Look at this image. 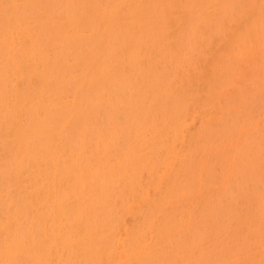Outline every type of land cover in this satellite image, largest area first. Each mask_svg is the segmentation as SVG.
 I'll return each mask as SVG.
<instances>
[{
    "label": "bare ground",
    "instance_id": "bare-ground-1",
    "mask_svg": "<svg viewBox=\"0 0 264 264\" xmlns=\"http://www.w3.org/2000/svg\"><path fill=\"white\" fill-rule=\"evenodd\" d=\"M263 45L264 0H0V264H264Z\"/></svg>",
    "mask_w": 264,
    "mask_h": 264
},
{
    "label": "rangeland",
    "instance_id": "rangeland-1",
    "mask_svg": "<svg viewBox=\"0 0 264 264\" xmlns=\"http://www.w3.org/2000/svg\"><path fill=\"white\" fill-rule=\"evenodd\" d=\"M61 6H62V7H61ZM60 7H61V8H59V10L61 11L62 9L64 10V7H66V6H63V4H62V5L60 4ZM54 9H55V8H54ZM66 9L68 10V6H67ZM66 9H65V11L68 12ZM59 10L57 9V11H59ZM63 10H62L60 13L65 12V11H63ZM55 11H56V9H55ZM57 11H56L55 13H57ZM195 15H196V13H193V15L190 14L189 17L192 16V17H194V19H195V17L198 16V15H196V16H195ZM195 20H196V19H195ZM197 20H198V18H197ZM197 20H196V21H197ZM231 23H232V22H231ZM197 24H198V23H197ZM195 25H196V24H195ZM200 25H201V27L199 28L200 30H199V29H197V30H199V31L201 32V28H203L202 24H198L197 26H200ZM196 28H198V27H196ZM203 31H204V30H202L201 35L203 34ZM256 51H257V50H256ZM261 51H262V52H261ZM254 52H255V51H254ZM261 54H262V55H261ZM248 55H249V54H248ZM248 55H245V56H247L248 60H247V58H245V56H244V59L247 60V61H244V65H243V73H244V74L242 73L241 78H240V81H239L238 84H237V87L233 88L232 90L237 91L238 89L240 90V89L242 88V89H244V91H248V92L251 91V92H252V91L254 90L253 93H255V92L257 93L258 91H260V89H263V91H261V92H264V80L262 79V78H264V75H263V73H264V72H263V71H264V66H262V64L264 63V60L262 59V58L264 57V45L262 46V48H259V52L257 51V52H255V53L249 55V56H248ZM253 55H254V56H253ZM251 56H252V57H251ZM261 56H263V57L261 58ZM249 57H250V58H249ZM251 58H253V59H251ZM254 59H255V60H254ZM257 59H258V61H256ZM260 61H262V62H260ZM249 62H250L251 65L249 64ZM257 62H259V63H257ZM247 63H248V64H247ZM253 63H255V64H253ZM245 64H246L247 68L245 67ZM260 64H261V65H260ZM252 65H253V66H252ZM263 65H264V64H263ZM184 66H185V65H184ZM249 66H250V67H249ZM251 66L253 67L252 69H251ZM185 67H187V66H185ZM244 67H245L246 69H245ZM254 67H255V68H254ZM183 68H184V67H183ZM257 68H259V69H257ZM244 69H245V71H244ZM250 69L252 70V72H251ZM183 70H184V71H183ZM183 70L181 69V72L183 71V72L185 73V69H183ZM186 70H187V69H186ZM257 70H258V71H257ZM187 71H188V70H187ZM187 71H186V74H187ZM181 72H180V73H181ZM254 72H256V73H254ZM257 72H258V73H257ZM262 72H263V73H262ZM247 73H248V74H247ZM259 73H261V76H260ZM182 74H183V73H182ZM249 74H250V75H249ZM252 74H253V78L251 77ZM256 75H257V76H256ZM262 75H263V76H262ZM242 76H243L244 78H243ZM248 76H250V78L246 80V78H248ZM254 76H255V77H254ZM259 76L262 77V78L259 79ZM242 78H243V79H242ZM250 79H251V80H250ZM252 79H254L253 81H255L256 83L253 82ZM255 79H257V80H255ZM258 79H259V80H258ZM245 80H246L247 83L244 84V81H245ZM248 80H250V81H248ZM262 80H263V81H262ZM258 81H260V83H258ZM250 82H252V83H254V84L250 85V84H251ZM240 84H244V87H243V85L241 86ZM248 84H249L251 87H250V86H246V85H248ZM259 84H260V85H259ZM256 86H257V87L259 86V87L256 88ZM262 86H263V88H262ZM248 87H249V88H248ZM254 87H255V88H254ZM242 89H241L240 91H243ZM245 89H247V90H245ZM250 89H251V90H250ZM239 90H238V91H239ZM256 90H257V91H256ZM251 92H250V93H251ZM214 106H215V108H214ZM213 109H214V110H213ZM216 109H217V105H211V108H209V112H210V110H211L212 117L217 116L218 113L215 112V111H217ZM215 113H217V114H215ZM209 114H210V113H209ZM209 116H211V115H209ZM197 117H198V115H197ZM197 117L195 118L196 120H197L198 118H200V117H198V118H197ZM202 117H203V116H202ZM203 118H204V117H203ZM195 119H194L193 122L196 121ZM200 119H201V118H200ZM200 119H198L199 126L202 125V124H203V125L200 126V127L197 126L198 124L194 126V124L197 123V121H196V123L191 124V125H192V129L190 128L191 131H194L195 127H197V129L199 128V130H200L201 127H203V126L205 125V124H204V123H205V118H204V119H201V120H200ZM257 119H258L259 121H258ZM261 119H262V118H260V117H256L254 121H255V122H261V121H262ZM256 120H257V121H256ZM199 121H200V122H199ZM203 122H204V123H203ZM200 123H201V124H200ZM253 123H254V122H253ZM260 124H261V123H260ZM193 126H194V127H193ZM247 128H248V127H247ZM197 129H196V130H197ZM196 130H195V131H196ZM244 131H245V129H244ZM246 131H247V130H246ZM230 139H231V140H234V141H231V140H229V138H228V139H226V140L229 141V142H227V141L222 142V143L219 142L220 145L217 143V145H218L220 148H219L218 146H215V144H214V146H213L212 144H210L211 146L208 144L210 147H208V145H205V148H206V146H207V147L210 149V150H208V148H206L207 151H208L209 153H208V152L206 151V149H205V154H206V153L208 154V156H207V154L205 155L206 160H207L208 157H210V155H211L210 152H211L212 150H217V149H219V150H217V151H219V152H223V153H224V151H227V153L225 152L224 154H225V155L227 154L226 156H228V158H230L231 155L233 154V151H234V149H235V146L237 147V145H238V138H230ZM235 139H236L237 141H236ZM224 140H225V139H224ZM235 141H236L237 144L234 145ZM225 143H226V144H225ZM223 145H224V147H223ZM227 146H228V148H227ZM212 147H213V148H212ZM221 147H222V148H221ZM229 147H230V148H229ZM232 147H233V148H232ZM228 149L231 150V151H229ZM214 152H215V151H214ZM229 152H230V153L232 152V154H230ZM202 180H204V181L201 182ZM201 181H200V185L198 186V187H199V190L196 189V188H198V187H196L195 189H193V190H196V191L198 190L197 193H196V191H195V192L193 191V193H195V194H192V193L190 192L191 190H189V191H187V192L185 191V192L187 193V195H186V193L184 192L185 195L182 194L181 196H179L178 198H176V201H177V202L175 201V202H176V203H175V202L173 201L174 204H173L172 201H171L170 204H171L172 206H171V205H170V206H171V207H174V205L176 204V205H175V208L177 207V209H178V208L181 209V208H180V204H181V206L184 205L185 208H186V207H187V208L189 207V209H190V207H192V208H197V207H199V206L202 204L201 202H209V201H211V199H212L214 193L217 191L216 189H218V190L220 189V190H222V191L225 190L224 192H226V191L228 190V187H229V184L227 183L228 181H225V182H223V183L221 182V183H219V184L216 183L217 186H215V183H214V182H211V181H210V182L212 183V185H211V183H210L209 181L205 180L204 177L201 178ZM205 182H206V184H207V187H206ZM213 183H214V184H213ZM226 183H227V184H226ZM208 184H210V186H209ZM222 184H223V186H222ZM218 185H220V186H218ZM225 185H226V188L224 187ZM200 186H202L203 190H200V189H202ZM204 186H205V187H204ZM211 186H212V187H211ZM210 187H211V188H210ZM213 187H214V188H213ZM218 187H219V188H218ZM220 187H221V188H220ZM222 187H223V188H222ZM207 188H208V190H207ZM215 188H216V189H215ZM224 188H225V189H224ZM213 189H214V190H213ZM204 190H205L206 192H205ZM210 190H211V191H210ZM203 191H204V193H203ZM207 191H208V192H207ZM214 191H215V192H214ZM198 192H199V193H198ZM213 192H214V193H213ZM188 193H189L190 195L193 196V199L191 198L192 196H190ZM205 193H207V194H205ZM208 193H209V194H208ZM196 194H197V195H196ZM194 195H196V196H194ZM200 195H201V197H199ZM205 195H207L210 199H209L208 197H207L208 199L205 198V197H206ZM182 196H183V197H182ZM188 196H189V197H188ZM202 196H203V199H202ZM204 196H205V197H204ZM183 198H184V199H183ZM185 198H186V199H185ZM194 198H196V200H195ZM199 198H200V199H199ZM204 198H205V200H207V201H205ZM181 199H182V201H181ZM179 200H180V201H179ZM183 200H184V201H183ZM187 200H189V202H187ZM202 200H204V201H202ZM194 201H196V203H195ZM193 202H194L195 205H192ZM197 203H198V204H197ZM194 206H195V207H194ZM183 208H184V207H183ZM192 208H191V209H192ZM128 215H129V216H128ZM128 215H126V218H127V217H128L129 219L132 218V216H130V214H128ZM129 219H128V220H129ZM131 220H132V219H131Z\"/></svg>",
    "mask_w": 264,
    "mask_h": 264
}]
</instances>
